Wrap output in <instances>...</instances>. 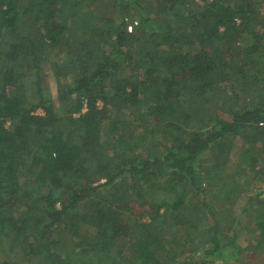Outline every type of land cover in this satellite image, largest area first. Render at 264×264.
Here are the masks:
<instances>
[{
	"label": "trees",
	"instance_id": "1",
	"mask_svg": "<svg viewBox=\"0 0 264 264\" xmlns=\"http://www.w3.org/2000/svg\"><path fill=\"white\" fill-rule=\"evenodd\" d=\"M0 252L264 264V0H0Z\"/></svg>",
	"mask_w": 264,
	"mask_h": 264
},
{
	"label": "rangeland",
	"instance_id": "2",
	"mask_svg": "<svg viewBox=\"0 0 264 264\" xmlns=\"http://www.w3.org/2000/svg\"><path fill=\"white\" fill-rule=\"evenodd\" d=\"M97 7H98V6H97ZM38 111H39V112H43L41 109H39ZM239 151H240V148H239V150H234V152H235L236 155L239 153ZM234 152H233V153H234ZM239 204H240V202H239ZM242 234H243V236H244V231L242 232ZM242 239H243V237H242ZM4 257H5V255H4L3 253L0 252V260L3 259ZM249 260H252V261H256V260H257L256 262H257V263L259 262V260L256 259V258L248 257V258H247V261H249Z\"/></svg>",
	"mask_w": 264,
	"mask_h": 264
},
{
	"label": "built area",
	"instance_id": "3",
	"mask_svg": "<svg viewBox=\"0 0 264 264\" xmlns=\"http://www.w3.org/2000/svg\"><path fill=\"white\" fill-rule=\"evenodd\" d=\"M130 29H131V27H130Z\"/></svg>",
	"mask_w": 264,
	"mask_h": 264
}]
</instances>
